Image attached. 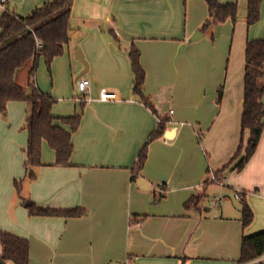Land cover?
<instances>
[{"label":"crops","instance_id":"0c3cea01","mask_svg":"<svg viewBox=\"0 0 264 264\" xmlns=\"http://www.w3.org/2000/svg\"><path fill=\"white\" fill-rule=\"evenodd\" d=\"M48 1L0 2V17L6 8L27 15ZM219 1L237 2L239 21L216 26L212 42L209 33L190 40L208 16L205 0H74L64 54L54 58L50 69L40 58L37 70L49 74L48 79L39 75L37 83L57 98L53 114L81 115L75 131L56 121L72 131L71 165H56L54 150L44 142L43 165L24 192L41 207L83 208L85 215L29 214L15 187V180L26 175L28 130L23 129L20 145L19 125L27 105L9 102L8 111H22L17 122L0 118L2 134L16 133L8 142L10 166L0 167V229L29 239L30 264H239L242 239L264 230V130L243 170L227 169L219 177L224 182L212 180L241 138L246 145L250 137L241 127L245 46L248 38H264V2L260 20L248 27V0ZM132 44L141 50L146 94L169 121L166 130L176 128L174 138L165 141L164 134L149 146L141 175L150 184L147 190L132 180V168L158 119L133 92ZM79 48L88 62L83 74ZM82 76L90 79L91 102L78 91ZM103 88L117 98L101 100ZM225 182L229 189L220 186L222 194L208 202L215 212H204V198L209 201L217 184ZM161 184L167 194L159 199ZM237 190L242 199L235 204L228 193ZM202 193L198 206H186ZM243 198L254 212L246 227Z\"/></svg>","mask_w":264,"mask_h":264},{"label":"trees","instance_id":"16d2710c","mask_svg":"<svg viewBox=\"0 0 264 264\" xmlns=\"http://www.w3.org/2000/svg\"><path fill=\"white\" fill-rule=\"evenodd\" d=\"M205 1L208 5V16L203 21L200 31L205 34L209 33L210 40L214 42L216 26L228 20L234 24L238 21L239 5L237 2ZM263 2L264 0H248V27L260 20ZM73 3L74 0H49L27 15H21L6 8L0 17V114H5L8 111V104L11 101H23L27 105L24 122V128L28 130V142L25 150L27 154L26 175L24 178L15 180V187L21 204L28 209L32 216L69 218L81 217L87 213L83 208L41 207L23 192L24 181L35 180L37 169L43 165L44 142H47L48 146L54 150L56 165H71L74 149L72 131L77 129L81 115L79 113L69 116L53 114L57 98L50 93L43 92L38 86L37 70L40 58L45 59L47 67L50 69L54 58L64 54L71 39L70 25ZM129 58L134 73L133 92L149 109L161 116L146 94L144 88L146 70L141 62V50L135 44H132L129 49ZM245 61L241 127L242 132L246 129L250 131V137L246 145L243 137L241 138L232 159L221 170L214 172L218 177L227 169H237L238 171L244 169L256 151L264 130V84L261 82L264 77V38H248L245 46ZM29 63H32L28 77L31 93H28L17 79L19 71ZM223 92V86H221L218 90V103L221 102ZM57 120L64 124H70L72 131L64 129L56 122ZM168 123L169 121L162 117L157 129L144 143L132 168V180L137 181L138 177L142 175L149 155V146L152 141L165 134ZM204 195L205 193H202L192 197L186 206H198L200 198ZM158 197L159 199L164 198L165 193L159 192ZM253 219L254 212L243 198L241 214L243 226H248ZM0 244L2 246L0 264H7V261H12L14 264H30V241L28 238L0 229ZM263 252L264 230L242 239L241 256L238 263L250 261L262 255Z\"/></svg>","mask_w":264,"mask_h":264},{"label":"rangeland","instance_id":"374dc122","mask_svg":"<svg viewBox=\"0 0 264 264\" xmlns=\"http://www.w3.org/2000/svg\"><path fill=\"white\" fill-rule=\"evenodd\" d=\"M238 21H239V15H238ZM237 21V22H238ZM236 22V23H237ZM235 23V24H236ZM45 61V60H44ZM43 61V62H44ZM46 62V61H45ZM30 64V63H29ZM29 64H27L24 68H22L20 71H19V73H18V76H17V79H18V82L22 85V86H24L25 88H26V90H27V92L28 93H31L32 91L30 90V88H29V86H28V71H29V69H28V66H29ZM45 65V64H44ZM47 70V69H46ZM39 75H41V78H43V79H48L49 78V74H48V72H46V73H42V72H40V69H39V72L37 71V77L39 76ZM79 93H80V91H79ZM78 96H79V94H78ZM26 104V103H25ZM27 110V109H26ZM22 111H19V110H13V109H10L9 111H8V114L7 115H5L4 117L2 116V117H0L1 118V120H4V121H8L9 119L10 120H14V121H19V116H20V113H21ZM21 115H22V113H21ZM24 122H25V117L23 116L22 117V119H21V121H20V125H19V133H20V135H21V138L19 139V144L21 145L22 144V140H23V137L22 136H24ZM16 137V133L13 131V132H8V133H6V134H2V132H0V167H1V169L2 168H5V169H7L9 166H10V160L9 159H11V157H13V156H11V153H10V146H9V141L11 140V139H16L15 138ZM17 154H19V153H17ZM20 157L21 156H17V159H20ZM18 163V162H17ZM16 163V164H17ZM24 174H25V171H24V173H23V176H24ZM23 176H21V177H18V178H24ZM25 183L27 182V180H25L24 181ZM225 185H226V182L224 183V184H217V186H218V188L217 189H214L212 192H211V194H210V196H209V198H210V200L208 201L207 200V198L205 197L204 198V200H203V204H204V212H205V210L206 209H210V208H212V210H206L207 211V213L208 214H213L214 212H215V206H212L210 203H213V200H214V196L215 195H221L222 194V191L219 189V187L221 186V187H225ZM25 186H26V184H25ZM25 186H24V189H25ZM225 188H228L227 186L225 187ZM229 189V188H228ZM25 191V190H24ZM23 191V192H24ZM166 194L167 193H165V196H166ZM228 195L230 196V198H229V200H232L233 199V201L235 202V201H237L238 202V199H236V197H235V193L234 192H229L228 193ZM158 196H159V192L157 191V193H156V197L158 198ZM222 197V196H221ZM223 200H226V198L227 197H224V195H223ZM228 199V198H227ZM207 200V201H206ZM206 201V202H205ZM208 202H210V203H208ZM235 204H237L236 202H235ZM214 205V204H213ZM237 206H239V205H237Z\"/></svg>","mask_w":264,"mask_h":264},{"label":"built area","instance_id":"2783aa9c","mask_svg":"<svg viewBox=\"0 0 264 264\" xmlns=\"http://www.w3.org/2000/svg\"><path fill=\"white\" fill-rule=\"evenodd\" d=\"M0 2L2 4L6 3L7 0H0ZM39 44H41L40 42H38ZM90 79L87 78V77H80L77 81V88H78V91H80V94L82 96V99L86 102H91L92 101V98L90 96ZM117 98V94L116 92H113V91H110V90H107L106 88H103L101 89L100 91V99L103 100V101H108V100H112V99H116ZM172 112V111H171ZM157 116V119H158V123L162 120V117L161 116ZM168 140L167 138L165 139V141ZM212 180H216L218 182H224L226 180V178L222 177V178H219L216 176V174H213V177H212ZM159 190L160 192L162 193H166V187L165 185L161 184L159 186ZM235 197L238 199V200H241L242 199V192L241 190H237L236 193H235ZM240 264H264V252L262 255L250 260V261H247V262H244V263H240Z\"/></svg>","mask_w":264,"mask_h":264},{"label":"water","instance_id":"95a60500","mask_svg":"<svg viewBox=\"0 0 264 264\" xmlns=\"http://www.w3.org/2000/svg\"><path fill=\"white\" fill-rule=\"evenodd\" d=\"M204 36V33L200 30H197L196 32H194V34L191 36L190 40L191 41H195V40H198L200 39L201 37ZM76 57L84 64L85 66V69L83 70L82 74L84 72H86L88 70V62L86 61L85 57H84V54L81 50V48H79L77 51H76ZM176 133V128H172V129H169V130H166L165 132V138L167 139H172L174 138V135ZM137 184L142 188V189H145L147 190L149 187H150V184L149 182L142 176L138 177L137 179ZM111 264H117L116 262H112Z\"/></svg>","mask_w":264,"mask_h":264}]
</instances>
